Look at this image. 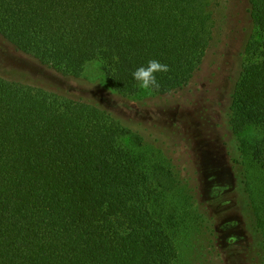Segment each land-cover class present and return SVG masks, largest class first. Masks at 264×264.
Segmentation results:
<instances>
[{
    "label": "trees",
    "instance_id": "16d2710c",
    "mask_svg": "<svg viewBox=\"0 0 264 264\" xmlns=\"http://www.w3.org/2000/svg\"><path fill=\"white\" fill-rule=\"evenodd\" d=\"M230 0H0V41L64 81L100 60L105 87L137 94L149 60L153 94H211L204 61L222 42ZM250 24L227 89L224 147L245 222V262L264 264V201L246 158L264 172V0H246ZM206 101L208 98H202ZM126 139H128L126 141ZM144 137L103 105L0 74V264H173L178 210L190 207L221 264L214 217L170 157L135 152ZM158 188L159 190H156ZM181 197L164 210L168 191ZM176 213V214H175Z\"/></svg>",
    "mask_w": 264,
    "mask_h": 264
},
{
    "label": "rangeland",
    "instance_id": "374dc122",
    "mask_svg": "<svg viewBox=\"0 0 264 264\" xmlns=\"http://www.w3.org/2000/svg\"><path fill=\"white\" fill-rule=\"evenodd\" d=\"M245 1L230 0V16L222 42L205 58L209 95L178 91L161 96L139 87L136 95L124 99L105 87L106 76L100 60L86 63L79 79L64 81L36 67L24 56L12 54L0 41V74L5 78L97 102L144 137L134 145L135 152L151 162L164 157L175 161L181 175L189 176L190 183L200 189L206 210L214 217L221 264H246L245 222L239 212V196L224 147V140L229 139L224 114L230 80L242 61L255 59L241 52L250 30ZM246 165L254 196L263 202L264 172L251 157L246 158ZM163 197L167 211L178 206L176 200L181 193L171 190ZM190 209L178 210L175 218L177 223L172 232L177 257L173 264H208L211 249Z\"/></svg>",
    "mask_w": 264,
    "mask_h": 264
},
{
    "label": "clouds",
    "instance_id": "9594fccd",
    "mask_svg": "<svg viewBox=\"0 0 264 264\" xmlns=\"http://www.w3.org/2000/svg\"><path fill=\"white\" fill-rule=\"evenodd\" d=\"M169 70L166 64L159 62L158 60H149L147 65H141L136 68L132 76L139 82V87L144 90H151L153 88L158 89L159 83L157 81L155 73L167 72Z\"/></svg>",
    "mask_w": 264,
    "mask_h": 264
}]
</instances>
